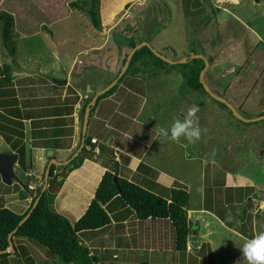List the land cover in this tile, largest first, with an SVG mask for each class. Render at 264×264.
Here are the masks:
<instances>
[{"label": "crops", "instance_id": "1", "mask_svg": "<svg viewBox=\"0 0 264 264\" xmlns=\"http://www.w3.org/2000/svg\"><path fill=\"white\" fill-rule=\"evenodd\" d=\"M7 1H0V8L14 13L16 30L27 37L29 31L43 32L41 24L44 21L52 24L73 13L68 5L72 0H27L25 10L20 8L23 0H12L13 4ZM125 1L99 0L98 8L102 14L111 18ZM82 13L84 12L79 11V14ZM33 16L35 19L32 20ZM96 45L92 44L85 50H96ZM13 63L9 78L0 68V152L18 154L13 166L17 179H13L11 184H5L0 176V207L23 213L42 183L50 159L54 158L56 165L60 166L67 163L71 154L77 150L82 132V122L79 126L80 115L77 113L81 98L78 97L79 87L69 84L67 76L55 77L67 80L65 84H56L46 75L26 71V66L20 65L17 59ZM107 74L109 75L105 73ZM83 83L85 86L89 85L90 91L94 93L103 86L94 87L95 83L89 79H84ZM127 85L123 79L110 94L100 98L88 119L85 138L89 137L90 147H96L99 152L84 151L64 169L66 176L56 191L51 206L65 215L71 223L85 213L103 173L107 169L112 170L114 163L118 176L167 200L170 198L171 188L179 184L184 185L189 195L191 194L189 184L181 177L177 179L171 176L173 172L161 157L158 158L157 155L153 158L151 148L160 135L148 118L153 119L156 113L148 109L144 111L148 101L146 95ZM35 86L39 87L38 92L29 93L28 90ZM32 99L36 101L32 102ZM165 140L164 145L168 146L171 139ZM19 146L24 147L26 158L23 157L24 154L19 156ZM178 146L183 149L185 145L178 143ZM20 158H23L22 163ZM27 158L29 162L25 164L24 159ZM204 171L200 170L198 177L200 181L202 173L205 178L199 183L200 199L196 194V202L192 203V197L189 196L185 250L176 248L174 229L168 217L139 218L133 209L123 206L114 197L104 205L110 221L103 226L78 233L80 243L88 248L92 264H248L240 248L234 247L229 240L226 243L223 241L226 234L239 237L244 242L248 238L227 226L217 215L216 212L222 211L221 208L226 203L221 199L212 200L211 191L219 188L215 187L216 184L223 187L224 191L231 189L236 196L232 201L239 204L238 207L245 206L250 201V210L254 213L253 232L256 236L257 219L264 223L263 212L254 211L255 206L264 203V179L260 180L257 175L243 173L239 169L235 171L226 168L223 180L218 181L212 180L213 176H206ZM53 178L56 181L60 179L59 176ZM15 184H19V189L7 190ZM29 184L33 188H28ZM239 188H243V198L247 199L241 204L237 200ZM247 191L250 192L246 193ZM206 198L212 209L205 207ZM260 210L263 211L264 207ZM26 239L13 237L16 252L8 260L17 259L20 264H27L25 262L28 261L37 264L40 260L37 261L35 257L38 255L43 259L42 264L49 260V264H61L59 258L54 254L52 256L44 246ZM189 243L191 247L188 248ZM34 254L35 257L32 256ZM0 264L4 263L0 261Z\"/></svg>", "mask_w": 264, "mask_h": 264}, {"label": "rangeland", "instance_id": "2", "mask_svg": "<svg viewBox=\"0 0 264 264\" xmlns=\"http://www.w3.org/2000/svg\"><path fill=\"white\" fill-rule=\"evenodd\" d=\"M184 1L190 5L188 0H126L111 18L98 8L100 28L93 26L87 12L79 14L81 9L71 7L73 13L65 19L52 24L44 21L41 24L43 32L29 31L27 37L14 26L18 35L8 41L9 46L4 44L0 28V68L6 74H12L13 62L17 59L20 65L26 66V71L46 75L52 82L55 77L67 76L69 84L79 87L81 100L77 113L81 126L83 115L79 110L94 94L87 90L83 80L93 81L94 87H104L115 79L123 66V58L132 49L131 39L136 43L147 41L156 51L173 60L195 58L200 64L205 58L204 82L212 92L230 102L245 120L221 108L209 92L188 87L178 63L162 69L142 68L136 64L123 78L125 85L146 95L148 101L144 111H155L153 119H148L157 130L170 127L177 119L182 120L193 105L198 107L195 126L201 129L199 140L189 142L180 137L178 141L170 142L167 139L169 143L165 146V138L157 136L155 146L151 148L153 158L158 155L168 164L173 172L171 176L181 177L189 184V196L195 203L196 194L200 199L199 183L205 180L201 173L199 181L200 170L204 169L206 176H213L211 179L218 181L223 180L226 168L239 169L264 179V0H200L205 12L193 17L184 16ZM7 2L13 4L12 0ZM26 3L27 0H23L22 10L26 9ZM0 10L15 17L4 8ZM92 44H97L98 49L86 51L85 48ZM11 48H15L14 54L10 53ZM38 90L35 86L28 92ZM178 143H183L184 148L180 149ZM73 154L71 163L76 159ZM23 157L26 158L25 153ZM24 162L28 164V158ZM55 180L52 176L50 183ZM215 187L219 188L212 189V200L227 198V189L224 192L218 184ZM13 189H19V184L7 190ZM262 207L264 203L255 206L254 211L264 214V210H260ZM256 233H264V223L259 218ZM228 240L240 249L244 244L242 239L231 234L223 238L225 243ZM187 246L191 247V244ZM35 259L40 260L37 264H42L43 259L38 255ZM9 263L20 264V260L10 259ZM25 263L34 264L32 261Z\"/></svg>", "mask_w": 264, "mask_h": 264}, {"label": "trees", "instance_id": "3", "mask_svg": "<svg viewBox=\"0 0 264 264\" xmlns=\"http://www.w3.org/2000/svg\"><path fill=\"white\" fill-rule=\"evenodd\" d=\"M188 1L190 2V5L186 4L185 1L182 3L183 14L185 17L198 16L205 12V7L201 4L200 0ZM69 5L70 7L87 12L93 26L96 28L101 27L97 11L98 0H72L69 2ZM0 28L3 42L5 45L9 46L8 41L17 33L14 31L13 15L5 10H0ZM135 44L137 43L133 39L129 41L130 48L134 47ZM14 50L15 48H11L10 53L14 54ZM126 56L122 60V65L126 60ZM188 60L189 59H186L184 62L169 63L158 57L149 46L144 45L136 49L131 56L126 70L118 77L117 82L102 94L98 95L94 105L89 106L88 104L91 98L88 99L81 108L82 115H84L85 108L89 106L90 117L97 101L103 96L110 94L126 75L128 69L130 67L134 68L136 64H139L142 68L154 67L156 69H162L167 66H174L178 63L177 65L180 66L184 73L185 83L188 87L199 89L207 93L198 78L200 70L204 67V61H201L199 64V60L195 58L189 60L190 62H188ZM118 73L116 77L118 76ZM9 75L10 74L7 75V78H9ZM214 100L219 103L221 108L227 109L232 113L224 103L216 98H214ZM88 141H90V139L86 140L85 138V144H87ZM84 151H87L85 145L76 155H74V158H77L78 155ZM18 153L19 156H23V146H19ZM72 158L73 157H69L67 163L60 166L51 164L49 168V184L47 185V188L41 191L43 185L42 180V183L38 186L37 192L33 196L29 207L23 213H16L7 207H0V250H3L8 246V237L11 233L12 239L13 237H26L38 242L46 247L52 254L56 255L59 260H62L65 263L77 262L80 264H92V257L89 255L88 248L80 243L78 233L83 230L97 228L107 224L110 221V218L104 205L114 197H117L123 206L125 205L133 209L135 215L139 218H146L148 216L168 217L171 220L174 229L176 248L178 250H185L189 225L187 217L189 192L186 187L180 184L177 187L171 188L170 198L167 200L166 198L152 193L150 190L137 183L118 176L115 169V163L112 170L107 169L103 173L85 213L74 223H71L65 215L55 211L51 204L56 191L59 189L66 176L64 169L72 162ZM22 160L23 158H20L21 163ZM54 175L59 176L60 179L58 181L55 180L52 184L50 183V178ZM114 175H117L116 182L113 179ZM242 189L243 188H239L237 190V200L240 204L247 201L246 198H243L244 195ZM230 190H226L227 198L223 199L226 203L224 209L222 208V211L216 213L227 226L250 239L254 237L252 226V216L254 213L250 210V201H247L245 206L240 205L238 207L239 204L232 201L236 196H234ZM36 199L37 202L30 215L19 224V221L25 214H27ZM205 207L212 209V206L207 202V198ZM16 227L17 229L13 231ZM13 247V252H0V261L2 263L8 264V257L16 252L14 244Z\"/></svg>", "mask_w": 264, "mask_h": 264}, {"label": "water", "instance_id": "4", "mask_svg": "<svg viewBox=\"0 0 264 264\" xmlns=\"http://www.w3.org/2000/svg\"><path fill=\"white\" fill-rule=\"evenodd\" d=\"M143 45L151 47V45L147 41H141V42L135 44V46L132 47V49L127 54L126 60L123 63V66L120 69L118 76L115 79H113L109 84H107L106 86H104L100 90L96 91L92 95L91 100L89 101V104H88L89 106L94 105L98 95L102 94L104 91H106L108 88H110L112 85H114L117 82L118 77L121 76L124 73V71L126 70L134 51ZM151 49L158 57L162 58L166 62L176 63L179 61L180 62L186 61V57H183V58L177 59V60H173V59H170V58L166 57L165 55L159 53L154 48L151 47ZM203 59L205 61L204 62L205 64H204V68H202V70L200 71V77L199 78H200L201 83L203 84L204 89L207 92H209L212 96H214L217 100L224 103L230 109V111L232 112L233 115H235L237 118H239L241 120H245L246 118H244L242 115H240L239 112L237 111V109L232 104H230V102H228L222 96L212 92L209 89V87L207 86V84L204 82L203 75H204V70L207 67V60L205 58H203ZM53 82L56 84H65L67 82V80L56 78V79H53ZM87 90H89V91L91 90L89 85H87ZM89 106H87L85 108L84 115H83L80 144H79L77 150L74 152L73 155H76L82 149V147L84 146V143H85V135H86V129H87L89 113H90V107ZM262 116L264 117V115H262ZM262 116L260 118H262ZM48 154H50V152H48ZM17 157H18V154L14 153V152H0V176H1L2 182L5 184H11L13 179H17V176H16L14 169H13V166L17 161ZM51 164H57V162L54 158L50 159V161L47 163V166L45 168L44 175H43V185L41 187V191H43L47 187L49 168H50ZM116 177H117V175L113 176V179L115 182H116ZM37 199L33 202V205L30 208V210L27 212V214H25L23 216V218L19 221V224H21L30 215L33 207L35 206V204L37 202ZM16 229H17V227L13 231H15ZM8 240H9L8 246L5 249L0 250V252H13L14 247H13V241H12L11 233L9 234Z\"/></svg>", "mask_w": 264, "mask_h": 264}, {"label": "clouds", "instance_id": "5", "mask_svg": "<svg viewBox=\"0 0 264 264\" xmlns=\"http://www.w3.org/2000/svg\"><path fill=\"white\" fill-rule=\"evenodd\" d=\"M198 110V107L193 105L182 120H175L168 128L161 127L158 130V134L165 139H171L173 141H178L180 137H184L189 142L199 140L201 129L198 126H195V114ZM84 145L87 150L89 144L84 143ZM88 150H92V152L95 153L92 147ZM241 251L246 257L248 264H264V233H260L246 240Z\"/></svg>", "mask_w": 264, "mask_h": 264}, {"label": "built area", "instance_id": "6", "mask_svg": "<svg viewBox=\"0 0 264 264\" xmlns=\"http://www.w3.org/2000/svg\"><path fill=\"white\" fill-rule=\"evenodd\" d=\"M91 141H92V142H95V139H92ZM87 148L90 149V146L88 145ZM94 151H95V153H98V149H97V148H95ZM28 188L31 189V188H33V186L29 184V185H28ZM188 248H189V246H188Z\"/></svg>", "mask_w": 264, "mask_h": 264}]
</instances>
